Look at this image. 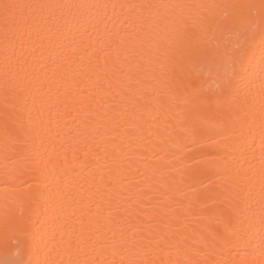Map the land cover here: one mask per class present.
<instances>
[{
  "label": "snow or ice",
  "instance_id": "obj_1",
  "mask_svg": "<svg viewBox=\"0 0 264 264\" xmlns=\"http://www.w3.org/2000/svg\"><path fill=\"white\" fill-rule=\"evenodd\" d=\"M125 136L211 151L121 192ZM0 264H264V0H0Z\"/></svg>",
  "mask_w": 264,
  "mask_h": 264
},
{
  "label": "bare ground",
  "instance_id": "obj_2",
  "mask_svg": "<svg viewBox=\"0 0 264 264\" xmlns=\"http://www.w3.org/2000/svg\"><path fill=\"white\" fill-rule=\"evenodd\" d=\"M114 2H116V0H114ZM115 22L116 17H113V21L108 22V26L112 28L113 31L117 30ZM101 28H103V25ZM119 31L123 32V27H120ZM95 35L96 34L93 33V36ZM69 129H72V131H69ZM74 130L75 125L71 123H69L68 127L59 130L63 136L61 141L63 149L53 154V162L57 163L58 167L73 170L75 174L79 175V177H87L89 171L98 176L99 169L105 167L104 161L101 160L98 165L91 169L85 167V165L94 162L91 160L90 156L85 154L84 151L76 150L79 145L76 140L72 138L75 135ZM144 135H147L146 129L144 130ZM152 139L155 140V138ZM105 140H107V138H105ZM117 143H120V141H117ZM139 145L140 141L134 136H125L123 143L120 144V148L122 149L120 158L124 160L126 164L130 163L132 165V168L128 169L120 177H116V179L120 181V185L118 186L120 187L121 192H126L123 185L134 186L138 184L141 187L148 189L149 186H155L161 176L166 175L169 181L175 178L178 182L174 195L176 198H181L182 193L180 189H183L185 193L191 192V189H189L186 183H184L181 179L182 172L190 166H195L197 160L203 159V154L206 151H211V149L207 148V146L196 144L190 139L185 140L180 145H173L169 143L164 147L163 151L160 148L145 151ZM233 146L237 150V155L243 152L245 156L251 158V153L254 152L258 157L260 154L259 130L257 129L256 138L252 144V148H247V145L244 143L243 136L240 141H237ZM253 163L258 166V159L253 160ZM153 170H157L156 175H152ZM141 173H144L145 176H141ZM110 176L115 177V172H112ZM145 177L151 178L146 179ZM108 178L110 177H106V179ZM80 182L84 185L85 198L87 197L89 191H95V186L89 189V186L84 179H81ZM39 211L42 212L43 208L41 207ZM35 218L39 219V216L37 215ZM155 258L159 262L160 260H166L169 257L158 255ZM98 259H101V257H98Z\"/></svg>",
  "mask_w": 264,
  "mask_h": 264
}]
</instances>
